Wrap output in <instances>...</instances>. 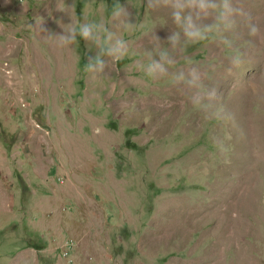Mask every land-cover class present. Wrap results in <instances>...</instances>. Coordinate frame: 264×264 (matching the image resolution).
I'll use <instances>...</instances> for the list:
<instances>
[{
	"label": "rangeland",
	"instance_id": "374dc122",
	"mask_svg": "<svg viewBox=\"0 0 264 264\" xmlns=\"http://www.w3.org/2000/svg\"><path fill=\"white\" fill-rule=\"evenodd\" d=\"M115 3L133 29L114 25ZM236 3L260 27L241 25L239 68L210 41L170 66L218 90L227 116L209 117L140 70L168 47L170 9L0 0V264H264V0ZM86 14L127 42L99 76L83 71L94 47L49 36Z\"/></svg>",
	"mask_w": 264,
	"mask_h": 264
},
{
	"label": "clouds",
	"instance_id": "9594fccd",
	"mask_svg": "<svg viewBox=\"0 0 264 264\" xmlns=\"http://www.w3.org/2000/svg\"><path fill=\"white\" fill-rule=\"evenodd\" d=\"M148 7L170 9L174 30L167 37L168 47L157 44L147 52V63L140 66L143 74L157 80L167 77L172 86H183L188 94L189 103L196 111L209 117L227 116L222 105H218V90L206 88L201 72L196 67H189L187 71L179 69L170 71V66L177 63V54L185 52L189 47L202 43L214 42L225 49L231 50L229 55V73L232 68H239L242 63V52L236 47L241 25L247 30L250 38L260 34V27L254 17L240 7L236 0H148ZM112 22L123 31L135 27L130 22V13L119 3L112 6ZM44 21H36L35 26L46 31L42 25ZM60 47L78 44L77 37L82 38L89 50L96 49L95 56H89L83 71L93 76L105 73L109 62H119L127 54V42L117 36L103 20L87 19L83 23L72 24L62 34H49ZM158 42H161L156 37ZM251 44L252 40L246 41ZM187 65L192 60L185 57Z\"/></svg>",
	"mask_w": 264,
	"mask_h": 264
}]
</instances>
